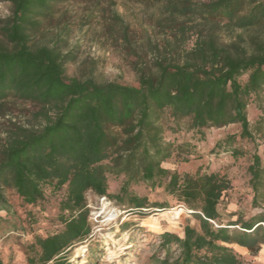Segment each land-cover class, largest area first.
Segmentation results:
<instances>
[{
  "label": "trees",
  "instance_id": "obj_1",
  "mask_svg": "<svg viewBox=\"0 0 264 264\" xmlns=\"http://www.w3.org/2000/svg\"><path fill=\"white\" fill-rule=\"evenodd\" d=\"M10 17L0 27V103L9 98L28 103L44 121L38 131L19 130L0 152L2 186L11 188L27 205L43 198L45 185H67L60 210L59 233L37 237V264H67L91 234L83 194L107 196V176L122 177L120 200L127 197L130 212L158 209L144 197L128 193L130 186L162 188L178 206L189 210L197 226H185L183 236L164 233L153 261L156 264H249L231 246L255 256L264 246V212L223 223L219 206L231 189L226 174H179L162 167L170 160L199 159L195 144L167 141L165 134H190L202 142L205 132L238 125L239 141L264 138V120L251 128L247 109L264 88V0H154L169 30L194 29L195 41L181 57L158 55L148 68L136 67L137 86L97 82L92 76L67 78L65 67L76 60L67 48L69 28L56 25L44 43V24L54 21L56 6L74 0H7ZM125 37L126 26L120 27ZM241 34L228 43L219 32ZM169 56V54H168ZM236 141L234 135L226 143ZM231 151L232 157L243 155ZM253 209L264 207V165L253 154L246 169ZM180 220V218L178 219ZM169 228V226L167 227ZM162 227L156 233L161 232ZM143 231V230H139ZM98 247L86 249L91 256ZM164 258L158 262L157 254ZM69 254V255H68ZM175 255L174 258H171ZM68 256V257H66ZM33 256L28 264H35ZM1 264V262H0Z\"/></svg>",
  "mask_w": 264,
  "mask_h": 264
},
{
  "label": "rangeland",
  "instance_id": "obj_2",
  "mask_svg": "<svg viewBox=\"0 0 264 264\" xmlns=\"http://www.w3.org/2000/svg\"><path fill=\"white\" fill-rule=\"evenodd\" d=\"M56 9L54 21L42 27L47 36L44 39L37 37L36 41L44 43L55 34V26L58 23L60 27L66 23L69 28L66 50L74 47L77 53L75 62L65 67L67 78L82 77L91 73L99 83L116 82L136 87V67L148 68L158 55L179 58L195 41L191 25H185L184 31L162 28L159 25L162 16L154 0H74L57 5ZM10 14L11 4L7 0H0V27ZM121 26H126L125 37L121 33ZM238 34L242 35L246 43L253 33L223 30L219 32V37L223 43H228ZM34 110L30 104L13 98L0 103V152L10 138L19 134V130L38 132L44 126V121L34 116ZM247 119L251 128L257 120H264V88L257 97L251 99ZM239 132L238 125L211 129L205 132L202 142H190L191 135L184 132L176 135L165 134L167 141L175 139L178 143L195 144L200 157L190 159L188 163L172 159L163 163V168L175 170L179 174H193L199 169L200 173L228 176L232 187L219 206L222 224L235 220L236 216H228L234 212L242 215L244 219L264 212V207L253 209L250 204L251 191L246 173L253 154H257L264 165V138L256 139L254 143L239 141ZM232 135L236 137V141L227 144V137ZM233 149L244 154L232 157ZM121 185L122 177L108 175L106 197H98L90 190L84 192V209L87 211L91 234L81 247L98 248L95 256L86 253L74 261L73 258L81 247L76 248L73 253L70 251L69 254L74 257L68 264H155L153 256L156 255L159 238L152 235L170 233L182 237L185 226H197L190 215L191 212L183 206H178L175 198L166 195L162 188L156 185L130 186L128 193L132 192L146 198L149 204H158L164 208L143 209V215L130 212L127 197H123L121 201L115 198ZM1 192L4 197V203H0L1 264H28V257L31 256L36 261L39 249H30L31 244L37 237L45 238L61 232L64 225L60 218L66 219L70 216L67 211L60 210L61 203L67 196V185L58 190H54L53 185H45L43 198L33 205L25 204L11 188L2 186ZM106 202L117 210L119 215L113 222L101 227L103 219L100 213ZM160 224L162 230L156 233ZM107 235L112 236V241ZM106 243L110 244L112 251L115 246L121 247L111 259L104 252ZM240 252L249 264H264V246L255 256H251L247 250ZM174 257L175 255L171 256ZM163 258V253L157 254L158 262ZM68 259L66 258L65 264ZM37 263L36 261L35 264Z\"/></svg>",
  "mask_w": 264,
  "mask_h": 264
},
{
  "label": "bare ground",
  "instance_id": "obj_3",
  "mask_svg": "<svg viewBox=\"0 0 264 264\" xmlns=\"http://www.w3.org/2000/svg\"><path fill=\"white\" fill-rule=\"evenodd\" d=\"M176 210V209H175ZM179 211V210H178ZM98 214V213H97ZM101 215H102V219H103V221H102V224L103 225H101V227L102 226H107L109 223H111V222H113L115 219H116V217L119 215V213H118V211L117 210H115V209H113L111 206H110V204L108 203V202H106V203H104V205H103V207H102V212L100 213ZM99 214V215H100ZM178 214V213H177ZM179 215V214H178ZM108 237H109V239H110V241H112V236L111 235H107ZM114 247V246H113ZM130 246H126V248H129ZM104 252H106L107 253V255H108V257L111 259L112 257H114V255H115V252L117 251H120L121 250V247L120 246H115L114 247V250L112 251V248H111V246H110V244L109 243H106L105 245H104ZM86 248L85 247H81V248H79L78 249V251H77V256L75 255V258H73V261L76 259V258H78V257H80L81 255H84V254H86Z\"/></svg>",
  "mask_w": 264,
  "mask_h": 264
},
{
  "label": "crops",
  "instance_id": "obj_4",
  "mask_svg": "<svg viewBox=\"0 0 264 264\" xmlns=\"http://www.w3.org/2000/svg\"><path fill=\"white\" fill-rule=\"evenodd\" d=\"M237 253H239L240 255H241V250H245V249H243V248H241V247H238V246H236V245H232L231 246Z\"/></svg>",
  "mask_w": 264,
  "mask_h": 264
}]
</instances>
